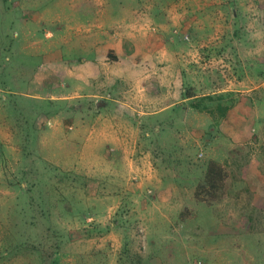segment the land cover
Wrapping results in <instances>:
<instances>
[{"label":"rangeland","instance_id":"1","mask_svg":"<svg viewBox=\"0 0 264 264\" xmlns=\"http://www.w3.org/2000/svg\"><path fill=\"white\" fill-rule=\"evenodd\" d=\"M116 31L151 36L159 83L170 45L200 81L183 116L118 135L128 157L88 138L80 76L89 38ZM202 95L213 116L192 108ZM132 156L143 175L124 180ZM210 160L227 177L198 202ZM0 264H264V0H0Z\"/></svg>","mask_w":264,"mask_h":264},{"label":"crops","instance_id":"2","mask_svg":"<svg viewBox=\"0 0 264 264\" xmlns=\"http://www.w3.org/2000/svg\"><path fill=\"white\" fill-rule=\"evenodd\" d=\"M138 16H140L139 20L145 21L142 18L143 15ZM107 34V38H101L100 41L94 40L93 36L89 38L88 53L93 55L88 59V66L81 67L83 75L80 76L88 77V89H95V92H88V138L93 134L101 135L102 139L107 141V147L110 144L114 145L108 148L110 152L119 149L120 156L125 155L124 152L132 145L128 142L129 146H127L125 139L118 135L142 132V129L145 130V123L142 122L144 118L159 117L167 110L178 107L177 111L182 110V104L200 97L194 96L198 93L190 96L185 87L189 85L198 89L200 81L188 83L182 78L180 69L184 68V64L182 60L172 57L176 47L170 45L165 52L169 56L166 60L170 61L169 75L165 77L163 84L159 83L155 76V64H152L151 71L150 68L145 67L147 63L142 62V58L145 59L143 56L147 53H157L153 51L157 47H154L151 36L147 37V43L141 45L136 43L130 34L121 38L117 31L107 32ZM174 64H176L175 76L180 75L178 79H173ZM87 69L88 75L85 74ZM235 92L238 91L235 90ZM183 112L182 110L180 116H183ZM167 126L169 132L174 131L172 120ZM109 153L104 158L108 163L109 159H114ZM125 156L128 157V155ZM124 160V165L129 166V171L127 169L126 175L123 176L124 180L143 175V171L135 166L138 160L135 161L133 156L130 159L125 157ZM137 188L139 187L130 188L133 195L141 192Z\"/></svg>","mask_w":264,"mask_h":264},{"label":"trees","instance_id":"3","mask_svg":"<svg viewBox=\"0 0 264 264\" xmlns=\"http://www.w3.org/2000/svg\"><path fill=\"white\" fill-rule=\"evenodd\" d=\"M213 101L212 97H202L198 103L191 104L192 108L197 110H203L204 112L208 113L209 115L213 116L214 112L207 105H203L202 102ZM216 110L220 114V118L225 116L228 107H221V105H217ZM227 172L224 166H221L216 161L210 160L207 164L205 169V174L202 182L197 185L194 197L198 202H209L212 203L213 201H217L220 199L219 194L221 193L224 181L226 180Z\"/></svg>","mask_w":264,"mask_h":264}]
</instances>
